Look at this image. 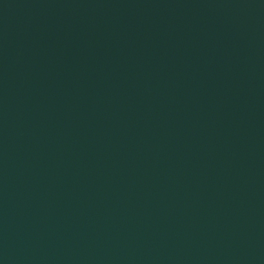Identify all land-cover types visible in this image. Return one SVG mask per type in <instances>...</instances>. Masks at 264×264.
I'll list each match as a JSON object with an SVG mask.
<instances>
[{
    "label": "water",
    "instance_id": "water-1",
    "mask_svg": "<svg viewBox=\"0 0 264 264\" xmlns=\"http://www.w3.org/2000/svg\"><path fill=\"white\" fill-rule=\"evenodd\" d=\"M0 264H264V0H0Z\"/></svg>",
    "mask_w": 264,
    "mask_h": 264
}]
</instances>
